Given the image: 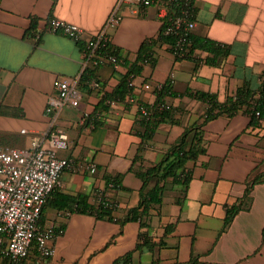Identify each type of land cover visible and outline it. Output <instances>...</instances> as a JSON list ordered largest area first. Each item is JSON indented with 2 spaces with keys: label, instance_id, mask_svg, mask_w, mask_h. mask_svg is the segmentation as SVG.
<instances>
[{
  "label": "crops",
  "instance_id": "1",
  "mask_svg": "<svg viewBox=\"0 0 264 264\" xmlns=\"http://www.w3.org/2000/svg\"><path fill=\"white\" fill-rule=\"evenodd\" d=\"M117 2L0 0V144L28 148L34 135L50 129L45 108L55 95V80L79 72L87 40L105 26ZM193 2V32L222 44L227 52L220 54L218 63L209 64L204 60L213 52L196 50L202 60L197 63L177 58L169 49L172 44L154 47L156 63L144 64L139 74L128 78L129 84L133 75L136 84L129 94L149 103L159 100L160 85L173 80L174 93L163 98L171 104L172 116L160 123L152 138L142 143L145 126L137 104L127 102V96L105 97L128 72L123 58L119 68L108 62L88 66L83 80H95L98 88H86L78 107H66L59 114L58 125L67 133L68 144L58 150V156L72 158L75 165L95 163L97 171L67 169L54 191L84 195L91 204L99 202L97 192L101 191L115 210L113 220L97 218L56 207L53 203L60 199L52 197L41 223L65 230L53 241L52 264H114L128 252L133 253L131 264H185L193 259L196 264H264V115L254 124L244 110L207 121L202 127L205 152L188 163L192 179L185 196L182 186L168 183L147 226L140 220L122 222L140 200L143 179L136 171L157 163L185 127L203 121L207 104L188 90L212 92L223 102L244 84L264 87V0ZM165 3L123 5V19L107 29L103 51L108 53L109 45L134 61L141 45L160 34L159 14ZM52 18L81 26L84 38L77 42L61 31L49 30ZM144 82H150L152 89L144 90ZM176 125L182 131L172 138ZM137 155L140 158L135 160ZM118 175L120 188L112 182L107 185L108 177ZM233 204L241 207L226 223L227 206ZM167 226L169 232H165ZM141 233H148L155 246L137 250ZM162 240L164 244H158ZM0 264L10 263L0 257Z\"/></svg>",
  "mask_w": 264,
  "mask_h": 264
},
{
  "label": "built area",
  "instance_id": "2",
  "mask_svg": "<svg viewBox=\"0 0 264 264\" xmlns=\"http://www.w3.org/2000/svg\"><path fill=\"white\" fill-rule=\"evenodd\" d=\"M152 2L153 0H118L105 26L87 40L85 60L79 72L75 76L55 80V95L49 98L45 108L50 117V129L45 134L34 135L28 148L0 144V257L7 259L10 264H52L56 251L53 241L65 230L60 225L42 224L43 208L51 193L61 186L65 170L80 167L92 173L97 171L95 163L75 165L72 158L58 156V150L68 144L67 133L58 125L59 114L66 107H78L84 100L86 88H98L95 80H83L88 66L108 62L115 68L121 67V59L115 54L104 52L103 47L108 38L107 29L123 19L120 11L122 6L127 4L134 8L150 5ZM172 2H178L179 10L170 14ZM195 8L193 0H166L160 8L159 18L162 26H165L164 32L176 36L173 54L180 57H194L196 54L190 49V34L196 26ZM49 30L61 31L77 42L84 38L81 26L60 18L49 21ZM100 50L103 52L100 53ZM164 84L156 90L162 89ZM129 86L136 88L133 75ZM142 88L151 90L152 84L144 82ZM127 102L137 104L141 117L145 119L152 118L158 110L172 107L165 101H139L133 93L128 94ZM22 132L26 133L27 130L22 129ZM97 195V201L104 200L101 191Z\"/></svg>",
  "mask_w": 264,
  "mask_h": 264
},
{
  "label": "trees",
  "instance_id": "3",
  "mask_svg": "<svg viewBox=\"0 0 264 264\" xmlns=\"http://www.w3.org/2000/svg\"><path fill=\"white\" fill-rule=\"evenodd\" d=\"M178 10V2H172L171 7L169 8L170 14L178 12ZM164 29L165 26H162L158 37L149 39L141 45L138 55L134 61H130L128 58L123 57L122 54H119L118 51L110 48L109 45L106 47L108 53L115 54L119 59L123 58L124 63L128 66V72L123 75V77H121V80L114 91L110 94H106V98L124 99L126 96H128L129 92L131 91V88L128 84L129 76L131 74H139L146 63H156L154 47L158 43L172 44V47L169 49L171 52H173V44L176 41V36L173 34H166ZM190 41L191 52L196 53V50L202 49L214 53V56L204 60L209 64L218 63L220 54L223 55L227 52L222 44L212 40L209 37L197 35L194 32L190 34ZM176 57L180 58L178 55H176ZM184 58L195 59L197 63L202 61L196 54L194 57H189V55H186ZM173 93L174 91L172 90L170 81L166 82L162 89L158 90L159 100L157 102H162L165 95ZM188 94L195 99L204 101L207 104L203 121L195 122L192 125L185 127V130L181 136H179V138L169 147L167 152L157 163L145 168L144 170L136 171V173L143 179L140 200L138 205L129 209L127 216L122 220L123 223L130 220H140L143 226H147L151 210L155 209L157 205L162 203L163 193L168 183L178 184L180 187L182 186V192L185 196L188 185L192 179V172L188 167V163L191 161H196L198 157L205 152L202 127L207 121L222 114L233 115L240 110H244L251 115V124H254L258 122L264 115L263 86L259 88H253L248 84H244L238 88L235 96L229 95L223 102L219 101L217 95L212 92L188 90ZM258 111L260 112L259 115L257 114ZM172 112V108L158 110L150 119H145L142 117L145 126V130L141 134L143 141L142 143L152 138L160 123L170 119ZM141 149L142 147L140 146L139 150ZM138 158H140L139 155L136 156L135 160ZM119 177L120 175L117 177H108L107 185L112 182V185L115 188H120L121 182ZM257 179L258 178H255V180L247 186L245 198L249 196L251 188ZM153 180L155 183L153 186H151V181ZM56 193V191L51 193L47 203L43 208L42 214L44 213L45 207L51 203L52 197L54 198L55 195H58L60 201L53 203L56 207L66 209L70 212L90 213L95 215L97 218H108L111 220L114 219L115 208L113 207L112 201L110 199L106 200L105 198L103 201H99L97 204H91L84 195H65ZM179 199L182 198L179 197ZM178 201L181 202V200ZM240 207L241 206L237 204L227 206L226 223H229L233 219ZM170 230L171 227L167 226L165 232H169ZM148 236V233L140 234V241L136 246L137 250L141 251L145 248L151 249L153 246H155L156 243H151V239ZM158 244L163 245V240ZM132 255V252H128L124 256L117 258L114 264H131ZM185 264H196V259H193L191 262Z\"/></svg>",
  "mask_w": 264,
  "mask_h": 264
},
{
  "label": "rangeland",
  "instance_id": "4",
  "mask_svg": "<svg viewBox=\"0 0 264 264\" xmlns=\"http://www.w3.org/2000/svg\"><path fill=\"white\" fill-rule=\"evenodd\" d=\"M163 130V129H162ZM182 131V127L180 126H174L171 132V137L175 138L179 133H181ZM183 194V192H181V195Z\"/></svg>",
  "mask_w": 264,
  "mask_h": 264
}]
</instances>
